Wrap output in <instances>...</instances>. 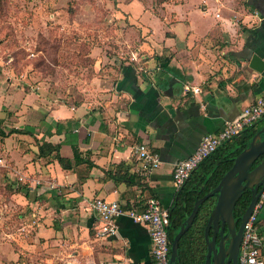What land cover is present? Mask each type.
<instances>
[{
  "label": "crops",
  "instance_id": "obj_1",
  "mask_svg": "<svg viewBox=\"0 0 264 264\" xmlns=\"http://www.w3.org/2000/svg\"><path fill=\"white\" fill-rule=\"evenodd\" d=\"M118 7L131 11L140 34L152 32L151 41L134 53L138 62L146 58L142 64L107 66L102 109L86 101H50L15 86L8 62L0 60L1 129L44 125L50 133H37L39 141L62 142L63 156L73 157L76 148L95 163L63 169L52 155H38L33 136H0V155L10 160L0 264H153L148 227L120 215L117 233L101 237L93 199L125 206L136 200L142 185L114 174L122 162L134 173L133 149L145 142L160 154L161 165L144 197L154 194L170 208L179 190L176 163L195 152L205 134L220 131L264 96V70L250 66L254 54L264 60V0H183L170 5L171 18L121 0ZM157 55L171 57L168 67L160 66Z\"/></svg>",
  "mask_w": 264,
  "mask_h": 264
},
{
  "label": "rangeland",
  "instance_id": "obj_2",
  "mask_svg": "<svg viewBox=\"0 0 264 264\" xmlns=\"http://www.w3.org/2000/svg\"><path fill=\"white\" fill-rule=\"evenodd\" d=\"M121 1L171 18L170 5L183 0ZM118 3L119 0H0V60L8 62L15 86L34 89L50 101L57 97L69 104L86 101L92 107L104 108L107 66L112 61L142 64L146 58L138 62L134 53L151 41L152 32L140 34L137 23L130 19L131 11L122 10ZM152 25L155 36L161 35L159 23ZM263 125L264 121L257 127ZM36 142L32 139L30 143ZM2 154L0 215L5 217L9 199L4 178L8 176L10 160L3 151ZM1 221L4 232L5 218Z\"/></svg>",
  "mask_w": 264,
  "mask_h": 264
},
{
  "label": "trees",
  "instance_id": "obj_3",
  "mask_svg": "<svg viewBox=\"0 0 264 264\" xmlns=\"http://www.w3.org/2000/svg\"><path fill=\"white\" fill-rule=\"evenodd\" d=\"M248 6V4H246ZM157 61L162 68L168 67L171 57L166 55H157ZM124 65H122L123 67ZM264 118L260 121L262 122ZM259 123V122H258ZM257 124L246 128L239 136H236L222 145H220L216 151L208 156L200 166L191 174L186 183L179 188L175 201L169 208L170 213V224H169V239L172 249V241L176 234H178L185 224L187 218L190 216L196 200L203 197L208 192L212 191L221 181L222 177L230 170L233 166L235 158L244 149H246L256 132L258 131ZM59 126L60 123H57ZM60 130V129H59ZM50 133L43 126H31L27 125L24 128H10L8 132H5L0 127V136L7 137L14 133L29 134L33 136L39 144L38 155L41 157H48L52 155L53 158L57 159L63 169H73L77 165L87 163L88 166L93 167L95 163L91 160L81 157L80 153L74 148V156L66 157L61 154L62 142L53 143L51 141L42 140L36 137L37 133ZM263 158L260 156L252 168H254ZM117 172L114 174V178L120 181H127L130 184H140L143 190L137 195L136 200L133 203L127 204V208H137L142 210L145 208L147 198L144 197L147 191L148 180L145 177L140 176L134 171L131 175L130 169L125 165L124 162L117 166ZM105 178V176H104ZM155 196V195H154ZM217 194L206 199L199 207L198 213L193 221L190 228L183 234L179 241L178 255L179 262L181 264H205L206 255L208 251V245L205 238V229L208 223L210 214L217 201ZM252 200V190L247 188L243 191L240 199L236 203L234 209V218L237 227L240 226L242 216L247 210ZM264 219V207L260 213L259 227L260 232L264 234V227L262 220ZM228 232L226 226L225 233ZM213 229L210 231V237L213 235ZM217 240H220V234L218 233ZM173 264V263H171Z\"/></svg>",
  "mask_w": 264,
  "mask_h": 264
},
{
  "label": "built area",
  "instance_id": "obj_4",
  "mask_svg": "<svg viewBox=\"0 0 264 264\" xmlns=\"http://www.w3.org/2000/svg\"><path fill=\"white\" fill-rule=\"evenodd\" d=\"M264 118V96L258 97L247 105L241 114L225 122L223 128L203 136L198 148L189 157L178 161L173 170V180L177 188H181L200 164L224 142L239 136L246 128L257 124ZM137 163L134 171L147 180L161 165L160 154L148 143H138L133 149ZM0 162L2 159L0 158ZM92 209L101 222L99 234L105 238L117 233L115 220L120 215H127L136 222L145 224L151 238V254L153 264H171V245L169 239V208L154 195L148 197L145 208H127L118 200L96 197L92 201ZM264 207V190L262 191L253 212L245 226L239 264H264V234L260 232L259 218Z\"/></svg>",
  "mask_w": 264,
  "mask_h": 264
},
{
  "label": "water",
  "instance_id": "obj_5",
  "mask_svg": "<svg viewBox=\"0 0 264 264\" xmlns=\"http://www.w3.org/2000/svg\"><path fill=\"white\" fill-rule=\"evenodd\" d=\"M250 66L261 72L264 70V60L258 54H254ZM263 134L264 125L258 128L250 145L236 156L233 166L222 177L219 184L212 191L196 200L190 216L172 241L171 263L181 264L178 255L181 237L193 224L200 205L209 197L217 194V201L205 229V238L208 245L205 264H239L244 226L264 190ZM262 155V160L252 168L255 161ZM247 188L252 190V200L242 216L240 226L237 227L234 209L243 191ZM226 226L228 228L227 233H225ZM211 229L214 232L212 237H210ZM218 233L220 234L219 242L217 240Z\"/></svg>",
  "mask_w": 264,
  "mask_h": 264
},
{
  "label": "flooded vegetation",
  "instance_id": "obj_6",
  "mask_svg": "<svg viewBox=\"0 0 264 264\" xmlns=\"http://www.w3.org/2000/svg\"><path fill=\"white\" fill-rule=\"evenodd\" d=\"M263 136H264V134H263Z\"/></svg>",
  "mask_w": 264,
  "mask_h": 264
}]
</instances>
